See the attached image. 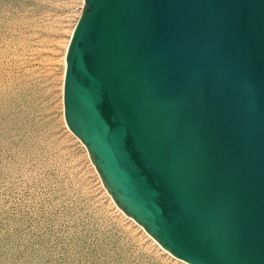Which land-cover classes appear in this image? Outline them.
<instances>
[{
    "label": "water",
    "instance_id": "water-1",
    "mask_svg": "<svg viewBox=\"0 0 264 264\" xmlns=\"http://www.w3.org/2000/svg\"><path fill=\"white\" fill-rule=\"evenodd\" d=\"M65 61L116 204L189 264H264V0H84Z\"/></svg>",
    "mask_w": 264,
    "mask_h": 264
},
{
    "label": "rangeland",
    "instance_id": "rangeland-1",
    "mask_svg": "<svg viewBox=\"0 0 264 264\" xmlns=\"http://www.w3.org/2000/svg\"><path fill=\"white\" fill-rule=\"evenodd\" d=\"M84 0H0V264H187L128 216L64 119Z\"/></svg>",
    "mask_w": 264,
    "mask_h": 264
},
{
    "label": "bare ground",
    "instance_id": "bare-ground-1",
    "mask_svg": "<svg viewBox=\"0 0 264 264\" xmlns=\"http://www.w3.org/2000/svg\"><path fill=\"white\" fill-rule=\"evenodd\" d=\"M185 262V261H184ZM187 263V262H186ZM187 264H189V263H187Z\"/></svg>",
    "mask_w": 264,
    "mask_h": 264
}]
</instances>
